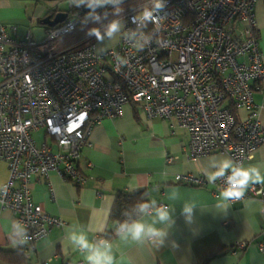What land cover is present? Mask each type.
Returning a JSON list of instances; mask_svg holds the SVG:
<instances>
[{"label":"built area","instance_id":"built-area-1","mask_svg":"<svg viewBox=\"0 0 264 264\" xmlns=\"http://www.w3.org/2000/svg\"><path fill=\"white\" fill-rule=\"evenodd\" d=\"M256 1L165 0L155 27L132 22L154 0L97 6L99 13L121 8L114 19L123 25L116 45L99 51L92 41L58 48L60 38L82 25L76 18L45 26L39 40L29 31L18 37L14 24H0V162L7 166L10 185L0 206L27 226L28 251L62 225L33 201L32 178L55 172L83 185L86 177L76 165L82 147L94 125L120 115L124 104L137 106L147 119L184 129L192 161L215 153L242 163L251 158L264 142L252 99L257 82L264 79ZM145 38L153 42L136 51L134 44ZM116 55L128 64L117 67ZM232 107L245 114H234ZM40 130L43 141L37 143L34 133ZM175 179L207 185L192 174ZM222 187L223 181H217L211 191L220 193ZM246 198L258 199L264 210V185H251L231 203ZM246 245L237 241L232 247L242 251Z\"/></svg>","mask_w":264,"mask_h":264},{"label":"crops","instance_id":"crops-1","mask_svg":"<svg viewBox=\"0 0 264 264\" xmlns=\"http://www.w3.org/2000/svg\"><path fill=\"white\" fill-rule=\"evenodd\" d=\"M60 1L66 0H0V24H14L18 37L29 31L39 40L45 29L39 20L52 15L55 4ZM108 20L94 27L101 29ZM255 20L264 61V0L255 2ZM119 33L107 48L116 45ZM87 41H92L97 51L103 50L97 47L95 36L85 33L71 32L60 38L57 45L62 49ZM252 99L264 130V79L257 82ZM235 113L245 114L242 109H235ZM187 143V132L174 122L147 119L137 106L124 104L120 115L103 118L94 125L88 144L82 147L76 165L86 177L83 185L77 186L55 172L48 177L32 178L33 201L44 212L62 220L61 226L53 227L48 235L35 241L33 251L11 244L8 224L16 221V217L0 206V252L9 255V260L0 258V264H85L82 255L68 247L64 239L65 226L77 223L89 229L90 239L107 238L119 246L117 264H199L205 260L206 264H264V246H258L264 244L261 202L246 198L231 203L226 211L217 210L214 206L219 193L211 191V184L200 169L208 167L213 159L218 161L228 156L215 153L192 161L187 155ZM261 164H264V142L243 162L245 167ZM186 174L203 177L207 185L175 179L177 175ZM7 177V166L0 162V179ZM143 189L148 191V199L154 198L175 209V223L163 247L121 242L115 235V227L110 225L109 213L117 193ZM174 190L179 191L180 199L172 201L169 197ZM185 201L197 204L192 223H186L181 215ZM237 241L247 243L242 251L233 250Z\"/></svg>","mask_w":264,"mask_h":264},{"label":"clouds","instance_id":"clouds-1","mask_svg":"<svg viewBox=\"0 0 264 264\" xmlns=\"http://www.w3.org/2000/svg\"><path fill=\"white\" fill-rule=\"evenodd\" d=\"M71 7L79 8L87 5L91 9L81 21L83 25L89 19L99 22L101 16L96 13L97 6L107 4L118 5L121 0H68ZM166 7L165 0H154L151 8L145 7L139 14L132 17V22L147 27L149 24L155 27L162 16L160 13ZM120 8L115 9V14H119ZM105 17L107 13L104 14ZM122 23L118 19L112 20L104 28L103 32L99 28L92 27L85 34L95 36L98 42H103L105 37L111 39L122 28ZM83 30V27H82ZM135 35V33H132ZM150 39L145 38L143 42L134 44L136 51H144L145 47L152 43ZM117 67H123L128 64V59L116 55L114 58ZM264 164L248 165L245 167L242 162H237L231 158L220 160H211L208 167L202 166L200 171L209 184H215L217 181H223V187L219 193L218 203L214 206L219 211H226L231 207L233 200L244 197L245 192L251 185L264 184ZM9 183L0 179V200L7 197L9 192ZM175 201L180 199L179 191L174 190L169 197ZM197 204L192 201H185L181 209V215L184 216L186 223H192L194 210ZM175 209L168 204L158 203L154 198L142 199L131 208L126 209L122 215L123 220L116 223L114 232L119 241L135 244H151L156 247H163L168 240L170 230L175 220L173 214ZM10 242L14 247L23 248L28 245L31 237L27 226L22 221H11L8 224ZM65 241L68 247L78 251L85 261V264H117L116 252L119 246L107 238H89V229L80 224H69L64 228ZM173 246L175 242H172Z\"/></svg>","mask_w":264,"mask_h":264},{"label":"trees","instance_id":"trees-1","mask_svg":"<svg viewBox=\"0 0 264 264\" xmlns=\"http://www.w3.org/2000/svg\"><path fill=\"white\" fill-rule=\"evenodd\" d=\"M59 11L58 9L54 10L52 12V15ZM67 12V14H76L80 17L81 20L84 19L85 15L87 13H82L80 10V7H70L69 9L65 10ZM96 13H99V9L95 10ZM39 23H41V20H39ZM230 106H232V103L229 102ZM135 106V105H133ZM232 111L235 114V108L232 107ZM142 199H148V191L146 189L143 190H139V191H135L132 193H128V192H124V191H119L117 193L116 199L113 203V206L110 210L109 213V222L110 225H113L114 227L116 226V223L120 220L124 219V216L122 215V213L126 210L131 208L132 204L142 200ZM0 258L4 259V260H9V255H7V253L4 252H0ZM205 260L202 263L199 264H206Z\"/></svg>","mask_w":264,"mask_h":264},{"label":"rangeland","instance_id":"rangeland-1","mask_svg":"<svg viewBox=\"0 0 264 264\" xmlns=\"http://www.w3.org/2000/svg\"><path fill=\"white\" fill-rule=\"evenodd\" d=\"M55 5H56L55 6L56 9H58L60 11H65V10H67V9H69L71 7L70 4H69V2H68V0H66L65 2H62V1L57 2ZM98 7L100 8V6H98ZM115 9L116 8H114V9L109 10L108 12H106L107 13V16L106 17L104 15L105 13H103V16H101V20L99 22H96V21H93V20L89 19V21H87L83 25L78 26V28L76 30H74L72 32V34L73 33H78V34L80 33V35H81V34H84L86 30L94 27L95 25L96 26L101 25V23L103 21H106L107 19H109L108 22L111 21L112 19H114L117 16V14H115ZM101 13L102 12H100L99 14H101ZM68 17H72V18H76V19L81 20L78 15L73 14V13L69 14ZM82 27H83V30H82ZM118 33H116L114 35V37L111 38V39L105 37V39H104L103 42H98L97 41V47H101L102 49H107L108 46H110L111 44H113L116 41L117 36H118ZM34 138H35V140H36L37 143H41L43 141V131L35 132L34 133Z\"/></svg>","mask_w":264,"mask_h":264},{"label":"water","instance_id":"water-1","mask_svg":"<svg viewBox=\"0 0 264 264\" xmlns=\"http://www.w3.org/2000/svg\"><path fill=\"white\" fill-rule=\"evenodd\" d=\"M80 10L82 13H88L91 11V9L87 7V5L80 6ZM67 16L68 14L66 11L59 10L55 12L53 15H46L44 18L41 19V23L47 27H54L57 24L63 22L67 18Z\"/></svg>","mask_w":264,"mask_h":264}]
</instances>
